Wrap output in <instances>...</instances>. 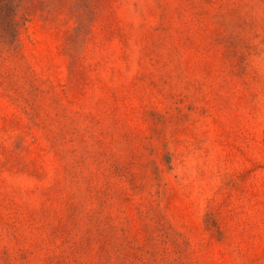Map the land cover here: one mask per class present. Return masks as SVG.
Returning a JSON list of instances; mask_svg holds the SVG:
<instances>
[{
  "label": "rangeland",
  "instance_id": "obj_1",
  "mask_svg": "<svg viewBox=\"0 0 264 264\" xmlns=\"http://www.w3.org/2000/svg\"><path fill=\"white\" fill-rule=\"evenodd\" d=\"M0 264H264V0H0Z\"/></svg>",
  "mask_w": 264,
  "mask_h": 264
},
{
  "label": "trees",
  "instance_id": "obj_2",
  "mask_svg": "<svg viewBox=\"0 0 264 264\" xmlns=\"http://www.w3.org/2000/svg\"><path fill=\"white\" fill-rule=\"evenodd\" d=\"M6 6L8 7V8H10V5L9 4H6ZM11 23V22H10ZM11 30H12V27H11Z\"/></svg>",
  "mask_w": 264,
  "mask_h": 264
}]
</instances>
